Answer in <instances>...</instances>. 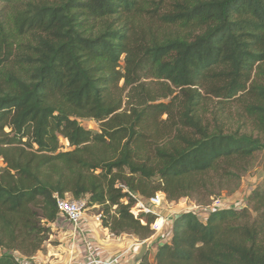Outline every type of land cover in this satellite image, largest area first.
<instances>
[{"label": "trees", "instance_id": "trees-1", "mask_svg": "<svg viewBox=\"0 0 264 264\" xmlns=\"http://www.w3.org/2000/svg\"><path fill=\"white\" fill-rule=\"evenodd\" d=\"M14 11L16 33L0 8V264L43 248L56 194L89 196L104 227L144 240L156 216L125 187L212 197L264 150V0H27ZM213 98L238 101L258 135L212 127L202 109ZM249 200L207 220L180 214L154 262L137 264H264V180Z\"/></svg>", "mask_w": 264, "mask_h": 264}, {"label": "built area", "instance_id": "built-area-1", "mask_svg": "<svg viewBox=\"0 0 264 264\" xmlns=\"http://www.w3.org/2000/svg\"><path fill=\"white\" fill-rule=\"evenodd\" d=\"M124 191L129 192L136 199L135 205L141 210L156 216L151 225L154 233L150 238L133 242L118 252L110 251L103 247L100 240L103 214L97 213L88 218L87 210L91 204L90 197L65 198V196L56 194L58 213L50 224V239L44 243L40 251L32 256L24 255L17 250L10 251V254L14 255L19 264H137L135 256L139 253L144 242H147L149 247H155L154 245L159 246L171 240L172 227L179 212H166L165 209L169 208L171 203L163 193L146 198L131 192L127 187ZM232 205L237 207L236 203L230 201L227 203L224 199H217L213 204L206 206L190 203L184 210H181L183 213L193 212L201 219L207 220L213 212L221 210L225 206L232 208ZM131 212L137 217L134 211L131 210ZM53 235H57L58 243L55 245L50 243V249H47L46 253L45 244L51 242ZM111 235L114 236L113 233ZM117 238L118 236L115 235L114 239Z\"/></svg>", "mask_w": 264, "mask_h": 264}, {"label": "rangeland", "instance_id": "rangeland-1", "mask_svg": "<svg viewBox=\"0 0 264 264\" xmlns=\"http://www.w3.org/2000/svg\"><path fill=\"white\" fill-rule=\"evenodd\" d=\"M27 0H16L15 2H12L10 4L1 3L0 8L3 7V13L7 30L11 31L13 33H16V25H15V8L18 7V5H22ZM15 3H18L15 5ZM3 5V6H2ZM6 5V6H5ZM147 86L151 87L152 89H159L161 87V82L156 79H146ZM124 81H121V84H123ZM129 92V88L124 93V99L127 101L129 99L126 95ZM204 93V92H203ZM130 102H132V99H129ZM232 103H227V106H224L222 103L219 102L218 99L213 98L208 100L205 107L202 109V113H204V117L206 118L207 122L212 124V127H215L217 125L226 127L230 130L240 129L242 132L247 133H253L255 135H258V131L255 129L254 124L252 123V120L250 116L239 106L238 101ZM167 116H162L161 119H165ZM81 123L94 131H99V123L95 120L91 119H81ZM162 124V123H161ZM163 125H166L163 123L161 127H164ZM61 145L62 149L68 150L70 145L67 141H65L63 138H61ZM2 165V162L0 160V166ZM159 179L154 178V181L157 182ZM264 180V150L257 153L254 157V160L252 162V165L249 167V169L244 172L238 182H232L227 187L226 190H223L220 193L215 194L212 197H208V195L204 193H195L193 195L182 197L177 201H169L170 203L173 202V204L168 207V210L166 212H179V215L182 214L184 208H186L187 205H190V203L194 205H211L215 202L217 199H224L227 203L230 201L231 203H236L237 207H234L232 205L233 209H240L243 207H249L251 206L249 195L252 193V191L262 185ZM73 197L72 194L66 193L65 198ZM228 206H225L224 209H227ZM173 209V210H171ZM183 209V210H181ZM87 213L90 215H94L97 213H104L103 207L101 205H91L89 204ZM178 215V216H179ZM102 230L100 232V240L103 245V247L109 249L110 251H119L121 249H124L125 247L130 246L133 242L142 241L139 237L133 235V234H121L118 235L116 233H113L108 227H104L103 225V219H102ZM107 229V230H106ZM111 233L114 234L111 235ZM115 235L118 236L117 239L115 238ZM108 236H111L110 238ZM115 242V243H112ZM57 244L58 243V237L57 235H53L51 242H48L46 245V253L48 252L47 249H50L49 244ZM157 247L156 245H154ZM149 247V246H148ZM2 251V250H1ZM153 253V247H149V250L145 257L148 259L154 258L152 256ZM136 257V256H135ZM144 257V258H145ZM150 261V260H149ZM154 262V261H150Z\"/></svg>", "mask_w": 264, "mask_h": 264}, {"label": "water", "instance_id": "water-1", "mask_svg": "<svg viewBox=\"0 0 264 264\" xmlns=\"http://www.w3.org/2000/svg\"><path fill=\"white\" fill-rule=\"evenodd\" d=\"M148 250H149L148 243L144 242L139 253L135 257V262L136 263L141 262L144 259L145 255L147 254ZM1 253L2 252L0 249V255H1Z\"/></svg>", "mask_w": 264, "mask_h": 264}, {"label": "crops", "instance_id": "crops-1", "mask_svg": "<svg viewBox=\"0 0 264 264\" xmlns=\"http://www.w3.org/2000/svg\"><path fill=\"white\" fill-rule=\"evenodd\" d=\"M173 204V202H171V204H170V206ZM170 208V207H169ZM166 210H168V208L166 209ZM171 210H173V209H171ZM99 234V233H98ZM98 237L100 238V236L98 235ZM112 243H115V242H112ZM157 249H158V246L157 247H153V253H152V256L153 257H155V254H156V252H157ZM150 261H154V258H151L150 257V259H149Z\"/></svg>", "mask_w": 264, "mask_h": 264}]
</instances>
